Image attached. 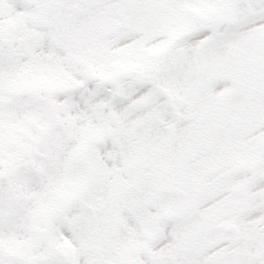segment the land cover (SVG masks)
Wrapping results in <instances>:
<instances>
[{"label":"snow or ice","instance_id":"1","mask_svg":"<svg viewBox=\"0 0 264 264\" xmlns=\"http://www.w3.org/2000/svg\"><path fill=\"white\" fill-rule=\"evenodd\" d=\"M0 264H264V0H0Z\"/></svg>","mask_w":264,"mask_h":264}]
</instances>
